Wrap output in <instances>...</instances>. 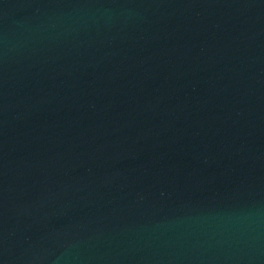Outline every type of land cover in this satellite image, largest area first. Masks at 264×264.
I'll return each mask as SVG.
<instances>
[{
    "label": "water",
    "instance_id": "obj_1",
    "mask_svg": "<svg viewBox=\"0 0 264 264\" xmlns=\"http://www.w3.org/2000/svg\"><path fill=\"white\" fill-rule=\"evenodd\" d=\"M0 264H264V0H0Z\"/></svg>",
    "mask_w": 264,
    "mask_h": 264
}]
</instances>
